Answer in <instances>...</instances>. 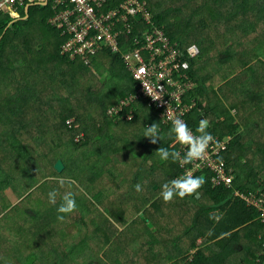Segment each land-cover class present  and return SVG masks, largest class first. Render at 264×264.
Returning a JSON list of instances; mask_svg holds the SVG:
<instances>
[{"label": "trees", "instance_id": "1", "mask_svg": "<svg viewBox=\"0 0 264 264\" xmlns=\"http://www.w3.org/2000/svg\"><path fill=\"white\" fill-rule=\"evenodd\" d=\"M122 1L109 0L107 7L114 8ZM147 1L154 23L146 25L151 29L154 26L163 28L189 60V66L182 68V72L196 86L187 94L189 100L194 98L197 102L190 119L191 126L196 131L200 120L208 118V132L223 139L231 138L219 158L233 168L234 186L212 187V172L205 169L195 173V176L205 178L204 185L196 193L181 198L186 208L187 201L196 207L195 239L186 249L189 251L195 247L196 251L192 258L189 255L182 257L179 264H264V223L254 206H248L242 198L234 195V189L253 191L259 196L264 193V0H203L202 4H194L196 0H184L183 3L176 0L174 2L180 5H174L170 10H161L157 0ZM28 3L29 0L24 6H19L20 16L0 15V122L7 125L0 131V204H3L0 205V216L11 208L0 217V222L4 219V224L0 226V241L5 238V232L14 227L18 229L21 225L19 222L16 226L11 220L12 212L17 211L19 220L28 217L29 229L38 227L44 234L40 233L38 249L27 254L21 249H13V264H36L41 258L44 264H109L103 259L97 263V258L93 257L94 246L102 249L108 244L107 238L117 236L121 241L117 235L118 227L107 216L109 206L106 200L111 192L109 183L129 182L127 184L133 188L130 192L139 196L142 191L135 190L137 183L143 187L149 182L159 184L163 181L162 185L180 177L185 171L179 161L160 159L156 150L162 147L178 151L183 156L186 148L174 143V137L170 135L172 125L164 124L158 116L159 109L149 106L145 98H140L120 114L110 115L109 109L113 105L137 90V82L121 53L104 48L93 57L90 65L70 59L61 54L64 43L61 30L49 21L56 12L55 0H48L47 4H32L28 17L23 19ZM183 5L192 13L208 9L226 14V22L232 23L230 31L236 41L227 44L224 49L216 44L215 48H218L215 52H204L214 42L211 39L206 46L205 38L191 24V20H185L183 15L178 14L183 12ZM211 24L203 20L200 27L207 29ZM140 27H145V24ZM194 30L201 34L203 40L192 42L199 51L191 56L188 48L192 43H187L184 35L188 36ZM137 34V30L133 31L128 42L122 38L124 51L139 47L134 41ZM146 52L151 53L150 50ZM224 65H228L227 71L223 70ZM28 74L37 81L28 82ZM39 77L44 84L47 82V89L38 84ZM23 80H26L24 84ZM89 105L97 108L96 115L88 111ZM233 108L236 113L232 112ZM27 110L38 115V121L34 122L36 125H28L30 122L24 117ZM130 113H133L132 117L127 116ZM220 115H223L222 119ZM51 119L53 121L46 132L56 128L61 141L66 134L70 135L67 147L73 146L74 150H78L60 154L53 163L49 160L51 152L48 149H35V146L42 148L47 143V133L41 134V126ZM70 120H73L72 123ZM152 124L157 125L161 135L157 144H152L150 138L143 135L144 127ZM28 126L38 129L31 137L33 146L22 136V127L27 129ZM94 128L96 135L93 134ZM78 137L81 143H76L75 138ZM14 156L29 164L23 170L28 186L22 191L18 190L21 185L17 187L15 183L18 177L13 169L7 170L3 165V161L10 157L14 159ZM59 159L65 163L67 170L71 167L69 163L74 162L73 174L68 179L71 183L66 181L61 186L58 181H46L42 189H35V194L41 190L47 199V193L56 189L57 205L47 203L44 208H39L36 205L32 207V203L24 204L26 201H22V197L26 189L30 192L42 182L43 175L64 174L55 167ZM41 161L46 164L43 166ZM156 170L161 172L156 174ZM68 191L74 193L77 208L61 222L56 219V207ZM157 192L161 193V188ZM26 196L33 199L34 195L31 191ZM146 206L147 202L139 203L138 211ZM138 221L145 220L139 216L126 223L133 227ZM126 223L120 222L121 225ZM129 225L120 232L122 240L126 238ZM102 233L106 234V238L103 239ZM49 234L52 236L42 249L40 238ZM202 237L203 244L198 243ZM115 250L117 252L113 254L118 256L113 263L129 264L126 260L122 261L128 243L123 241ZM0 262L5 264L1 258Z\"/></svg>", "mask_w": 264, "mask_h": 264}, {"label": "built area", "instance_id": "2", "mask_svg": "<svg viewBox=\"0 0 264 264\" xmlns=\"http://www.w3.org/2000/svg\"><path fill=\"white\" fill-rule=\"evenodd\" d=\"M26 1L0 0V15L15 13ZM108 2L109 0H55L56 12L49 21L60 29L61 35L64 36L61 54L90 65L93 57L104 48L121 53L137 82V90L121 98L109 109V114H120L140 98H145L149 106L159 109L158 116L164 124L172 125L175 118H181L199 135L191 126L190 120L197 102L194 98L189 100L187 97L188 92L196 86L194 81L182 72L185 64L189 66V60L183 54L182 48L178 43L174 44L160 26L151 29L146 25L154 23L147 0H123L114 8H108ZM142 24H145V27H140ZM136 30L138 34L135 35L134 41L139 47L124 51L122 38L128 42L132 32ZM189 49L191 56L198 52L195 47L191 51ZM147 50L151 53L146 52ZM127 116L132 117L133 113ZM204 119L208 120L210 126V120ZM212 135L215 142L210 144L202 158L192 161L191 165L183 164L185 171L181 176L188 171L195 175L199 171L209 169L212 172V187H233V168L228 167L226 161L219 158L231 138L223 139ZM234 195L242 198L248 206H254L260 214L259 219L264 223V193L259 196L253 191L234 189Z\"/></svg>", "mask_w": 264, "mask_h": 264}, {"label": "crops", "instance_id": "3", "mask_svg": "<svg viewBox=\"0 0 264 264\" xmlns=\"http://www.w3.org/2000/svg\"><path fill=\"white\" fill-rule=\"evenodd\" d=\"M38 3L47 4L48 0H29V3L25 6L26 16L23 19L28 17V5ZM12 15H19V8ZM160 172V170H156V174ZM162 182L159 184L149 182L144 185L139 196H134L133 192H130L133 188L128 185L129 182H127L128 184L118 181L109 183L111 192L106 200L109 211L108 213L105 211V213L118 227L119 231L118 233L116 231V233L121 237V241H118L116 236L107 238L108 244L102 249L94 246L93 257L97 258V263L100 259H103L109 264H114L115 256L118 255L113 254V252H117L115 248L123 241L128 243V250L125 252V256L121 253L118 254L123 256V262L126 260V263L129 264H179L182 257L187 255L193 257L196 251L195 247L190 248L189 251H186V249L188 246L190 247L195 239V204L187 201L188 208H186L180 197H174L171 201L165 202L161 198L160 192H157L162 187ZM145 202H147V206L138 211L139 203ZM153 205L157 206L153 207ZM98 208L101 209L102 207ZM139 216L144 218L145 221H138L139 223L133 227L126 223L127 221L131 223ZM120 222L126 224H122V226ZM128 225L126 238L122 240L120 232ZM105 235V233H102L103 239L106 238ZM202 241H204V237L200 238L198 243H202ZM114 244L116 245L113 246ZM111 248L113 250L110 251Z\"/></svg>", "mask_w": 264, "mask_h": 264}, {"label": "rangeland", "instance_id": "4", "mask_svg": "<svg viewBox=\"0 0 264 264\" xmlns=\"http://www.w3.org/2000/svg\"><path fill=\"white\" fill-rule=\"evenodd\" d=\"M157 1L160 4L161 10H170V9L174 8V5H180V4H177L176 2H174L176 0H157ZM183 1L184 0H178L179 3H183ZM202 3H203V0H196L194 4H202ZM189 10H190V8L183 5V12L178 13V14L183 15L185 20H189V19L191 20V24L194 25L195 27H197L199 32L205 38L206 46L211 41V39L214 42V45L212 47H208L207 49H204V52L207 50H209V51L214 50V52H215L216 49L218 48V47L215 48L216 44H219V48L224 49L223 48L224 46H226L229 43L236 41L235 35L230 31V30H232V23L227 24V22H226V19H225L226 14H224V13L222 14L218 10H215V12H211L210 10L205 9V10H203L201 12H197V13H192ZM216 13H218V15H216ZM170 20H172V19H170ZM203 20H207L210 23H212L211 26L207 29H203V27H200V22ZM217 33H218V35L215 36ZM201 34H199L198 31L194 30V32H191L189 34L191 36H189V35L185 36L184 35V38H185V40H187V43H192V42L196 43V41H199V40L202 41L203 40V37H201ZM195 43H192L191 46L194 45L195 48L198 50ZM191 46H189V47H191ZM201 52H202V50H201ZM206 57L207 56L205 55V58ZM234 63H235V65L238 64V62H236V61ZM222 68H224L223 69L224 71H227L226 69H228L229 67H228V65H224V66H222ZM26 76L28 78V82H32V81L36 80V79H33V77H31V74H28ZM20 78H22V75H20ZM102 78H104V77H102ZM25 82H26V80H23L22 84H24ZM39 83H40L41 88L47 89L48 84L46 81H45V84L43 83L42 77L38 78V84ZM219 83H221V82H219ZM217 89L220 93L222 92L219 88H217ZM47 96H48V94H47ZM226 104L228 105L227 102H226ZM45 105H49V104L45 103ZM45 107L46 106H44V108ZM57 107L60 108V106H57ZM81 108H83V107H81ZM83 109H85V108H83ZM96 110H97V108L95 106L89 105L88 111H91L93 116L97 114ZM232 112L236 113V110L233 108ZM25 116H26L25 119L28 122H30V124H28V125L35 124L34 122L38 121V119H39L37 114L30 112L28 110L26 111V115L24 114V117ZM52 117L54 119V116H52ZM222 118H223V115H220V119H222ZM53 119H51L50 121L45 123L43 126L40 125L43 128L41 134L47 133L46 130H47L48 126L52 123ZM6 127H7V125L4 126L3 123L0 122V131L2 129H6ZM14 127H16V125ZM56 127L58 128V126H56ZM26 128L27 129H24L22 127V130L24 133L22 136L25 138L26 142L29 145L33 146V142L31 140V137H32L33 133H36L38 131V129L35 128L34 126H28ZM15 129L16 128H14V130ZM9 130L12 131L11 128ZM96 132L97 131L94 128L93 134L96 135ZM65 138H64V141H61L60 132L56 128L52 127L47 133V143H44L42 148L35 146V149L37 148L41 151H43L42 149H48L51 152L50 153L51 157L49 160L51 163H53L60 154L63 155V154L70 153L71 150L72 151H78V150H74L73 146L67 147V144L70 143V135L66 134ZM75 141H76V143H81L80 142L81 138L80 139L75 138ZM80 146H81V144H80ZM1 151H2V149L0 150V153H1ZM68 151H70V152H68ZM40 164H42L44 166L46 164V162L41 161ZM69 164H71L70 170H67V168H65L61 172V173L64 172V174L62 176L57 175L55 173L48 174V175H52V176H48V177H45V175H43V178L41 180L42 182H40L36 187H34L31 190L33 192V195H34L33 199H29L30 196L32 195V193L30 194V196H26L27 193L29 194L31 192V191L28 192L30 189H26V192L22 197V198H24L22 201H26L24 204H27V202H28V203H32V207H35V205H36L39 208H44L48 203V199L45 197V194L41 192V190L39 192H37V194H35V189L37 187L42 189L43 186H45L44 183H46V181H49V182L59 181L61 179L64 180V178H65V181H69L68 179H71L70 177L73 174L71 170H72V166H73L74 162H70ZM3 165H5L7 170L13 169L15 176L18 177V179H19V180L17 179L15 181V183H17V187L21 185V187L18 190H21V191L24 190L25 186H28L27 185L28 179L23 176V170H24V166L29 165V164L26 163L25 161L17 159L16 156H14V159L10 157L7 160L3 161ZM64 165H65V163H64ZM42 172L45 173V170H43ZM42 172H41V174H42ZM63 176H65V177H63ZM37 177H39V176H37ZM30 181L31 180L29 179V182ZM65 188L68 190L67 184H66ZM12 197L14 199H16L15 194H13ZM57 200H59V198ZM1 202H2V200H1ZM0 205H3V204H0ZM10 209L11 208H9L8 210H10ZM8 210L4 211L0 217H2ZM78 214H79V211H78ZM47 219H49V218H47ZM11 220H12V222H13V220L15 221L16 226H17V223H19V222H21L20 223L21 225L18 227V229L16 227H14L13 230L5 232V238L0 241V258L5 262V264H13L14 263L15 259L12 258L14 255L12 253V250L15 248L17 250L18 249L23 250L25 252V254H27V252H29L30 250L36 249L37 244H38V239L40 237V233H42L41 232L42 230H39L38 227H37V229L35 227L33 229H29L28 217L27 218L23 217L22 219L19 220V214H17V211L12 212V219ZM72 221L74 222V219ZM3 224H4V219L0 222V226H2ZM5 227H8V226H5ZM42 234H44V233H42ZM0 236H1V234H0ZM51 236H52V234L51 235L49 234V236L44 235L43 238H40V240H42V241L39 245L42 247V249H44V247L47 245V244H45V242L48 241ZM202 244H203V241H202ZM204 244H205V242H204ZM39 245H38V247H39ZM47 248L48 247H46L45 249H47ZM44 263H45V261L43 262V258H41L40 260H38V262L36 264H44ZM0 264H1V262H0Z\"/></svg>", "mask_w": 264, "mask_h": 264}, {"label": "clouds", "instance_id": "5", "mask_svg": "<svg viewBox=\"0 0 264 264\" xmlns=\"http://www.w3.org/2000/svg\"><path fill=\"white\" fill-rule=\"evenodd\" d=\"M195 46H191L189 51ZM187 68V64L184 65ZM209 122L207 119H201L196 132L188 126V124L181 118H175L172 121V127L170 135L174 137L175 142L182 146H186L184 155L182 156L178 151H169L166 148L159 147L156 152L160 159L168 161H179L182 165L189 164L194 160H198L203 157L210 144L215 142V137L207 131ZM144 137L150 138L152 144H157L161 141V135L156 124L144 127ZM71 183V181H68ZM58 183L63 186L66 181L61 179ZM205 183L203 176H195L191 171L186 172L183 176L171 179L169 182L164 183L161 187V198L165 201H171L174 197L183 198L186 195H192L197 192ZM137 192L142 191V186L137 183L135 185ZM57 190L53 189L47 193L48 203L56 206L57 205ZM77 208V201L73 192H65L61 197V203L56 207V219L58 221H64L67 214L72 213Z\"/></svg>", "mask_w": 264, "mask_h": 264}, {"label": "water", "instance_id": "6", "mask_svg": "<svg viewBox=\"0 0 264 264\" xmlns=\"http://www.w3.org/2000/svg\"><path fill=\"white\" fill-rule=\"evenodd\" d=\"M30 5H32V4H30ZM30 5H28V8H27V14H28V12H29V7H30ZM55 167H56V169H57L59 172H62V171L65 169L64 162H63L61 159H59V160L57 161Z\"/></svg>", "mask_w": 264, "mask_h": 264}]
</instances>
